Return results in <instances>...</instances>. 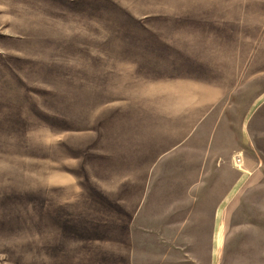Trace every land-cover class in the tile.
<instances>
[{
	"label": "rangeland",
	"instance_id": "374dc122",
	"mask_svg": "<svg viewBox=\"0 0 264 264\" xmlns=\"http://www.w3.org/2000/svg\"><path fill=\"white\" fill-rule=\"evenodd\" d=\"M0 264H264V0H0Z\"/></svg>",
	"mask_w": 264,
	"mask_h": 264
},
{
	"label": "built area",
	"instance_id": "2783aa9c",
	"mask_svg": "<svg viewBox=\"0 0 264 264\" xmlns=\"http://www.w3.org/2000/svg\"><path fill=\"white\" fill-rule=\"evenodd\" d=\"M244 164H245L244 157L241 154H239L235 158V165L241 168Z\"/></svg>",
	"mask_w": 264,
	"mask_h": 264
},
{
	"label": "crops",
	"instance_id": "0c3cea01",
	"mask_svg": "<svg viewBox=\"0 0 264 264\" xmlns=\"http://www.w3.org/2000/svg\"><path fill=\"white\" fill-rule=\"evenodd\" d=\"M217 211H218V209H217Z\"/></svg>",
	"mask_w": 264,
	"mask_h": 264
}]
</instances>
